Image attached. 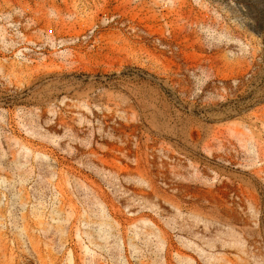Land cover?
Wrapping results in <instances>:
<instances>
[{
    "label": "rangeland",
    "instance_id": "obj_1",
    "mask_svg": "<svg viewBox=\"0 0 264 264\" xmlns=\"http://www.w3.org/2000/svg\"><path fill=\"white\" fill-rule=\"evenodd\" d=\"M0 264H264V0H0Z\"/></svg>",
    "mask_w": 264,
    "mask_h": 264
}]
</instances>
